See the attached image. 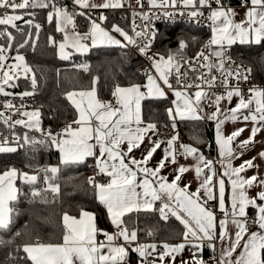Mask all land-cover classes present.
<instances>
[{
    "label": "snow or ice",
    "instance_id": "obj_1",
    "mask_svg": "<svg viewBox=\"0 0 264 264\" xmlns=\"http://www.w3.org/2000/svg\"><path fill=\"white\" fill-rule=\"evenodd\" d=\"M139 3V0H137ZM169 0H163V5H157L156 0H149L151 7L167 5ZM173 6L176 0H171ZM217 7L211 9L207 19L210 21L211 38L205 44V48L210 49L209 54L203 51L198 53L197 61L201 68H208V72L200 73L195 77V81H188V72H181V64L176 55L169 54L167 57L150 56L151 67L154 72H146V83L141 86L133 84L129 87L117 86L112 95L115 104L104 102L97 98L96 89L93 87L89 91L70 92L67 94L78 114L72 122L76 127L69 124L62 130L61 134L52 136L50 133L43 140L29 139L27 134L24 136L25 144H43L50 141L60 152V162L62 164L83 163L86 158H96V167L100 174L109 177L107 183H97L94 179H89L96 189V196L100 204L107 211L111 224L116 231L109 233L98 229L95 223V216L87 211H81L80 217L63 216L64 234L63 242L58 244L41 243L25 244L23 252L26 259L31 264H127L129 248L140 258L139 264H156L159 260L162 264L166 256L175 260V256L181 253L185 247L200 249L204 241H208V246L215 251V241L221 243V254L216 264H264V190L257 193L256 197H249L246 188L259 186L264 189V180L258 176L244 178L241 173L248 168L255 167L253 160H248L238 167L232 166V160L238 159L243 154V150L249 144L255 142L256 135L264 131V89L252 87L246 98L244 93L238 88L229 85V78H240V66L233 73L230 69L225 74V52L228 47L239 41L241 44L264 42V0H242V7L246 19L240 23L235 22L236 11L226 6L223 0H214ZM75 6L80 9L89 8H118L121 7L120 0H104L102 4L93 3L92 0H73ZM212 0H182L184 7L211 8ZM251 7H248V5ZM51 11L47 15V20L51 23L55 20L56 31L63 33V40L59 43V55L62 59H68L72 54L67 49L74 52L86 53L89 46L97 47L100 45H115L127 47L136 45V38L147 37L145 43L139 46L141 54H147L154 32L149 34L146 28L144 32H137L133 29L135 38L129 36L118 26H113L112 31L119 33L126 43L115 39L105 30L101 24L95 20L91 21L88 32L81 34L76 31L74 16L75 11L69 12L66 7L57 6L55 0H0V9L12 10V14L5 11L0 15V25L17 28V21L23 19L22 15L15 14L16 10L32 8H48ZM83 15V12L79 13ZM191 17L203 15L202 12L193 10L188 13ZM148 20L147 14L142 17ZM106 19L101 15L99 20ZM32 25V21H26ZM35 28L39 31L40 25ZM71 29V30H70ZM0 36H6L7 47L0 46V94L9 95L5 92V86H15L12 83L19 77L22 69L25 74L31 69L24 63V57L17 55L14 57L17 63L8 65L5 61L9 58L6 53L11 49L14 37L10 32H0ZM50 39V43L56 42ZM91 41L89 45L86 41ZM24 43L19 47H24ZM183 41L180 42V49L185 47ZM213 57L216 61H213ZM230 59V57L228 58ZM218 61V62H217ZM189 64V71H196L192 66L194 61H186ZM87 70V65H82ZM216 68L225 78L221 84L225 92L215 94L211 98L209 92L204 91L205 87L216 86L217 77L211 74V70ZM250 71V70H249ZM175 77V85L172 77ZM248 75L245 74L244 80L247 81ZM35 77L32 78V86L35 87ZM95 85V80H93ZM141 87L146 91H141ZM197 89L189 92V89ZM171 91L175 97L173 100L174 108L168 109L169 117L175 121L204 119L202 103L210 100V106L214 111L207 115L208 120L216 122V144L218 155L223 169L217 172L214 168V161L205 158L199 153L198 149L189 145L181 144L179 150L174 147L178 136L173 135L167 140V147L164 155L157 162L155 168L148 167L154 153L161 147V141H150V147L146 149V154L141 159L130 156L134 149L141 146L149 131H155L154 124L143 126L141 118V102L147 98H166V91ZM24 96L31 95L29 92L23 93ZM233 97H238V102L234 107L221 108V102L227 100L231 104ZM6 109L13 108L11 103L4 105ZM21 116L27 117L14 121L15 125H22L30 130L41 131L39 127V111L22 112ZM4 113L0 112V117ZM251 122L250 135L247 139L240 141L237 147L241 152L237 153L232 147L234 141L244 131V128L236 129L225 136L222 132V125L226 121ZM7 123V120L4 121ZM10 127L13 125H9ZM173 129L176 125L173 122ZM19 137H13L14 141H19ZM126 145V150L124 146ZM99 149L96 156L95 149ZM16 148L9 146L7 138L3 145H0V153L15 152ZM177 155L185 158L192 157L195 161V175L200 181L199 187L194 192H189V185L179 186L182 175L189 171L187 166L181 165L173 171L176 173L171 182L166 176L160 175L161 170L168 163L176 164ZM259 156L264 159V152ZM255 159V158H253ZM207 169V171H205ZM55 177L58 168L52 167L45 169V181H48L47 173ZM228 177L231 185L230 210L226 208V182L222 177ZM201 177H203L201 179ZM220 177V178H218ZM19 178L25 183L34 184L37 176L27 173H20L15 168H9L0 174V230H6L12 222L13 207L12 202L18 198V189L15 187V180ZM53 192L58 191V187L51 186ZM218 187L219 211L223 213L224 219L217 221L215 212L209 208L208 201L217 199L215 190ZM140 189V191H137ZM33 196L39 195L33 192ZM160 201L158 209L160 218L166 220L170 215L176 217L184 227L183 241L179 244H163V252H158L156 244L139 243L137 230H130L124 221V217L132 212L153 211L154 204ZM256 209L254 218H249L247 209ZM257 226L256 231H249L248 223ZM229 223L234 226V238L229 229ZM153 235L151 231L147 233ZM98 235H102L104 240H98ZM122 241V242H121ZM157 253L156 256H152ZM149 257H152L150 260ZM181 264L189 262L181 261ZM191 264H204V262L194 253Z\"/></svg>",
    "mask_w": 264,
    "mask_h": 264
},
{
    "label": "trees",
    "instance_id": "obj_2",
    "mask_svg": "<svg viewBox=\"0 0 264 264\" xmlns=\"http://www.w3.org/2000/svg\"><path fill=\"white\" fill-rule=\"evenodd\" d=\"M226 6L236 7L242 5V0H223ZM215 4V2H214ZM48 8H26L16 10L23 16L17 21V28L0 25V32H10L14 37L9 53L23 54L25 64L31 69L32 78L36 85L32 86L29 76H19L16 79L13 91L30 90L32 107L40 110L41 119L45 126L58 128L60 125L72 123L76 118V110L67 99L70 92L88 91L93 87L96 95L102 101L109 100L117 86L129 87L133 84L142 85L146 82V69L149 63L142 59L139 50L125 54L123 47L98 46L91 47L85 54H72L63 60L57 55V44L62 40L61 32L56 31V23L47 20L51 11ZM75 10V9H73ZM11 9H0V15ZM71 11V10H70ZM79 12V11H78ZM205 14L206 24L194 26L192 24L159 23L155 27L154 42L150 50L154 55L167 57L169 54L191 60L211 38V29L208 25L209 10ZM124 18H120V14ZM135 12L128 9L108 10L105 26L113 23L120 24L133 36L131 24ZM31 20L29 25L26 21ZM75 25L81 34L86 33L90 21L84 15L74 16ZM39 24L37 32L35 25ZM56 43H50V39ZM24 47H19L24 41ZM185 47L180 49V42ZM6 36H0V46L7 47ZM230 58L243 63L256 86L264 85V42L260 44H233L227 48ZM209 51H211L209 49ZM82 65H87L84 70ZM192 81L194 75L191 74ZM175 84V77L172 78ZM95 80V85H93ZM6 98V97H5ZM170 103L167 98H149L142 101V119L146 124H154L160 131L171 132L183 139V143L199 147L211 156L213 148V120L207 118L200 120L184 119L175 122L168 116ZM12 132L19 137L17 142H9V146L16 148L15 152L0 153V174L9 168H15L20 173L33 174L38 177L34 184L25 183L17 178L15 187L18 189V198L12 202V222L8 229L0 230V264H31L23 252L25 244L41 243L58 244L63 242L64 223L63 216L67 213L72 217H80L81 211H87L95 216L98 229L110 232L112 226L106 216L104 206L100 204L94 193V187L89 184L93 174L92 159L86 158L83 163L62 164L59 151L46 141L43 144H25L24 136L29 139L43 140L46 135L41 131L30 130L21 125L11 126ZM0 134H7V124L0 121ZM56 167L55 177L49 172L47 176L51 184L58 187L53 192L42 186L40 179L46 175L45 169ZM99 180V177H97ZM39 195L33 196V192ZM160 201L153 206V211H140L127 214L123 219L130 230L138 232V237L147 242L173 243L183 238L184 228L181 224L168 217L160 218L158 211ZM151 231L153 235L147 233Z\"/></svg>",
    "mask_w": 264,
    "mask_h": 264
},
{
    "label": "crops",
    "instance_id": "obj_3",
    "mask_svg": "<svg viewBox=\"0 0 264 264\" xmlns=\"http://www.w3.org/2000/svg\"><path fill=\"white\" fill-rule=\"evenodd\" d=\"M17 1L20 2V0H17ZM63 1L69 3L70 5H72V6L76 7V8H78L77 6L74 5L73 0H63ZM142 1H146L148 3V5H150L149 0H139V3L137 2V0H120L121 5H122L121 7H118V8H102V7H98V8L84 9L87 12V14H83V15L88 18L90 23H91V21L95 20L98 24H101V26L105 30H107L109 32V34L111 36H113L115 39L120 40L122 43H126L123 40V37H121L119 35V33L112 31V28H113L114 25L118 26L124 32H126L129 36H131V33L129 31H127L120 24H116V23H113L111 26H105L104 23L99 20V17L101 16V12L102 11H108V10L128 9V10H130V12H136V11H138L140 9ZM92 2L96 3V4H102V3H104V0H92ZM156 2H157V5H163V0H156ZM177 3H182V0H176V4ZM157 7L168 8V7H173V4H172L171 0H169L167 5L157 6ZM216 7H217V5L214 4V0H212L211 8H209V7L200 8L198 4H197L196 8H189V7H187V8L192 10V11L193 10H196V11L209 10V12H210L211 9H215ZM248 7H251L250 3L248 5ZM232 8L236 11V16L234 17L235 22L240 23V22H242L243 20L246 19L245 12H246L247 9L245 7H242V5H240V6H236V7L233 6ZM72 11H75L76 13H80L77 10H71L69 12H72ZM92 13H95V15L92 16L91 15ZM208 25L210 27V21L209 20H208ZM210 29H211V27H210ZM76 31H77V27H76ZM61 34H62V40H63V33H61ZM59 43L57 44V55H58V57L60 59H62L60 57V55H59ZM86 43H88L90 45L91 41L90 40L86 41ZM234 44H239V41H237ZM253 44H255V43H253ZM100 46L111 47V46H115V45H106L105 44V45H100ZM90 48H91V46H89V49ZM66 51H68V52H70L72 54H81V53H78V52H74L72 49H67ZM83 54H85V53H83ZM70 56H69V58H70ZM154 56L158 58L159 56H162V55H158L157 54V55H154ZM212 59H216V58L213 57ZM63 60H66V59H63ZM150 72H154V69H152V67H151V61H150ZM193 81H195V79H193ZM144 84H142L141 86H143ZM256 87L264 89V86H256ZM196 90L197 89L192 88V89H189L188 91L189 92H195ZM141 91H146V89L141 87ZM165 91H166V98L168 99V101L170 103V106H169L168 109L174 108V105H173V100H175L174 95L172 94L171 91H168L167 89H165ZM76 93H78V92H76ZM97 98H98V96H97ZM67 99H68V97H67ZM147 99H149V98H147ZM238 99H239L238 97H233L231 104H229L228 101H227L226 107H234L235 104L238 102ZM68 101L73 106V104L71 103V101L69 99H68ZM109 101L111 103L115 104V98L113 96L109 100H105L104 102H109ZM141 104H142V102H141ZM202 107H203V112H201V116H204L205 118H206L207 115L211 114L214 111V108H212V109L208 108L207 100L203 101ZM77 116H78V114L76 112V118H77ZM168 116H169V114H168ZM141 118H142V111H141ZM178 120H180V119L176 118L175 121H173V120L172 121L175 123ZM142 121H143V119H142ZM146 125L147 124L143 122V126H146ZM72 127L75 128L76 125L72 124ZM251 127H252L251 122H244L243 120H239V121H237L235 123L231 122V121H226L222 125V132H223V134L225 136H227L231 132L235 131L236 129H239V128H244L245 129V131L239 137L236 138V140L234 141V143L232 145V147L236 151V148H237V145L239 144V142L243 141V140H245V139H247L249 137ZM155 130H158V129H155ZM212 132H213V148H212L211 156L206 154L203 149H201L199 147H195V146L190 145V144H186V143H178L176 141L174 147L179 150V146L181 144H184V145H189V146L197 148L199 153L203 154L205 156V158L214 161V168L219 173V172H222L223 169L221 167V163H220V159H219V155H218V146L216 144V139H215V136H216V122L215 121L213 123ZM147 137H151L152 140H159V141L162 142L161 143V147L159 149H157V151L154 153L152 159L150 160V162L148 164V167L155 168L157 166V162L159 160H161V158L164 155V149L167 147V143L166 142H167L168 139L156 137L153 131H149L146 134V138L143 141V143L141 144V146L139 148H137V149H134L133 152L130 154V156H134L136 159L139 160V159L142 158L143 155L146 154V149H148L151 146L150 145V141H149V139ZM122 147H124V149L126 150V145H124ZM95 152H96V156H98L99 155V149L98 148L95 149ZM260 152H264V131H261V132H259L256 135L255 142L252 144V146L247 147L245 149L244 153L242 155H240L238 159L232 160V166L233 167H238L242 163H244L245 161L253 160V163H254L255 167L248 168L245 172L241 173V175L244 178H249V177H252V176L255 175V176H258V178L260 180H264V159H262L259 156ZM59 155H60V152H59ZM90 158L92 159V167L94 168V171L96 172L97 176L99 177V180H98L97 183H106L105 179H109V177L99 173V171H98V169L96 167V158H95V156L94 157H90ZM253 158H255V159H253ZM195 164H196V161L192 157L185 158L182 155H177V163L176 164L168 163L167 166L161 170L160 175L166 176L168 181L171 182L172 179L174 178V176L176 175V173L173 170L178 168L181 165L187 166L190 170L185 172L182 175V178H181V180L178 183H179L180 187H184L185 185H189L190 186L189 189H188L189 192H194L199 187V183H200V181L197 180L196 175H195V171H194ZM205 171H207V169H205ZM202 178L203 177H201V179ZM218 178H220V177H218ZM222 178L226 182V208H228L230 210V207H231V204H230L231 185L228 183V177L224 176ZM261 190H264V189H262L259 186L246 188V194L249 197H256L257 193H259ZM137 191H140V189H137ZM215 192H216L217 199L208 201V205L207 206L209 208H211L215 212L216 217H217V221H219L220 219H224L225 217L223 216V213H221L219 211L218 187L215 190ZM94 193H95V197L97 199L96 189L95 188H94ZM97 201H98V199H97ZM257 202L258 203H264V201H257ZM104 210H105L106 216H107V218H108V220H109V222L111 224V221H110V219L108 217L107 211H106L105 208H104ZM247 215H248V217L251 216V215H256V209L252 208V207H249L247 209ZM168 217H172L173 219H175L176 221H178L180 223V221L178 219H176V217H174V216H172L170 214H169ZM78 218L79 217H77V219ZM111 226H112V230L109 233H114L116 231V229L114 228V226L112 224H111ZM181 226L183 227L182 224H181ZM228 227L231 230V233H232L233 238H234V232H235L234 226H232L229 223ZM256 230H258L257 226L252 228L250 231H256ZM97 239L98 240H104V237L102 235H98ZM182 241H183V238L181 240H179L177 242H173V243L152 242V241L151 242H147V241H142L140 239L138 240V242L142 243V244H153V243L156 244L157 248H158V252H163L162 245L165 244V243L170 244V245H175V244L181 243ZM194 253L204 262V264H216L217 260L220 258V254H221V243H220L219 240L215 241V251L213 250V248L208 246V241H204L203 245H202V247L200 249H196V248H193V247H190V246L189 247H185V249L181 253H179V254H177L175 256V260L174 261L172 260V258L170 256H166L164 261L162 262V264H181V261L189 262V264H191V261H192ZM156 255H157V253H153L152 254L153 257L156 256ZM149 258H152V257H149ZM209 258H212L213 260L210 262L208 260ZM139 260H140V258L138 257V255L135 252H132L131 249L129 248V257H128L127 264H139ZM156 264H161V262L159 260H157Z\"/></svg>",
    "mask_w": 264,
    "mask_h": 264
},
{
    "label": "built area",
    "instance_id": "obj_4",
    "mask_svg": "<svg viewBox=\"0 0 264 264\" xmlns=\"http://www.w3.org/2000/svg\"><path fill=\"white\" fill-rule=\"evenodd\" d=\"M55 3L57 6L66 7L69 11L75 9L79 12H83L84 14H87V12L84 9L76 8L72 5H70L69 3L64 2L63 0H55ZM190 11H192V10L188 9L187 7H184L182 3H177L173 7L162 8V7H151L150 5H148V3L146 1H142L140 9L138 11H136L132 16V19H131L132 28L133 29L135 28V31H137V32H144L145 29L147 28L149 30V34H151L152 32H155V27L159 23H163V24L184 23V24H192L194 26H204L206 24V19H205L206 17L202 11H199V12H202L203 15L197 16V17H191L188 14ZM106 14H107V11L101 12V15H103V16H106ZM145 14H147V16H148L147 21L142 18ZM91 15L94 16L95 13H92ZM119 16L121 19L124 18V15L122 13ZM133 37L135 38L134 31H133ZM146 39H147V37L136 38V45H128L127 47H123L124 48L123 52L125 54H127L129 52H134L136 50H139V46H142L145 43ZM153 42H154V36L151 39V45L153 44ZM202 51L205 54L210 53L209 49H207V48L201 49L200 52H202ZM150 56H153V53L150 50V48H149L147 54H142V59L146 63H149V68L146 69V72H150V60H149ZM229 57H230L229 50L226 49V52H225V74H226L227 70H229V69L233 73H235L237 71V66H240V78H239V80L235 79L234 77L229 78V85L232 88L238 87L244 93L245 97L247 98L249 95V89L252 87H256L255 82H254L253 78L250 76L247 67L243 63L234 61L231 58L228 59ZM196 58H197V55L194 58H192L191 60L184 59L183 56L180 57V59H181L180 60L181 72H188V78H187L188 81L192 80L191 74L194 75V79H195V77L198 76L200 73L208 72V68H201L200 67L201 61H197ZM186 61H194L195 63L192 66L196 69V71H194V72L189 71V64L186 63ZM213 61H216V59H213ZM211 74L215 75L217 77L216 86L211 87V88L205 87L204 91L209 92L211 98L214 99L215 94L225 92V88L221 84V81L225 78V76L222 75L221 72L217 71L216 68H213L211 70ZM245 74L248 75L247 81L244 80ZM195 82L200 83V81H195ZM6 103H11L13 105V108L6 109L4 107V105ZM226 104H227V100L222 101L221 102V108H225ZM207 106L209 109L213 108L212 106H210V100H207ZM29 109H33L34 111L38 110L40 113L39 109L32 107V99L29 97V95L21 97V98H19V97H9V98H4V99L1 98L0 99V112L4 113V116L0 117V121H2L4 118H6L8 121H10L13 117H17V116L19 117L20 113H22L26 110H29ZM39 117H40L39 127L41 129V132L44 133L45 135L50 133L52 136H56L63 129H65L69 124H72L70 122L68 124L66 123V124L60 125L58 128H52L49 126H45L40 115H39ZM175 132L177 135L178 129H175ZM154 134L156 137L165 138V139H169L174 135L171 132L160 131V130H155ZM14 136L17 137L12 132V128L10 126H7V134L6 135L0 134V145H3L5 138H7L9 142H16L13 140ZM177 142L183 143V139L181 137H179ZM252 144H249L247 147L252 146ZM236 151L239 153V152H241V149L239 147H237ZM244 151H245V149L243 150V153H244ZM97 177L98 176H97V174L93 168V174H92L91 178L94 179L95 182H98ZM108 181H109V179H105L106 183ZM254 217H255V215L249 216V218H254ZM254 227H256V225L251 223V221H250L248 223L249 231ZM149 259L151 260L152 258H149ZM208 260L211 262L213 259L209 258Z\"/></svg>",
    "mask_w": 264,
    "mask_h": 264
},
{
    "label": "rangeland",
    "instance_id": "obj_5",
    "mask_svg": "<svg viewBox=\"0 0 264 264\" xmlns=\"http://www.w3.org/2000/svg\"><path fill=\"white\" fill-rule=\"evenodd\" d=\"M17 3H19V1H17ZM9 14H12V11H9L8 12ZM15 14H18V13H15ZM6 55L9 57L6 61H5V63L6 64H8V65H11V64H15V63H17L16 61H15V59H14V57L15 56H17V55H22L23 56V54L22 53H19V52H14V53H9V51L6 53ZM25 63V62H24ZM19 76H29L31 79H32V74H31V72H29V73H27V74H25L24 72H23V70L21 69L20 70V74H19ZM17 79V78H16ZM16 79L12 82V83H14L15 84V82H16ZM5 92H7V93H9V95H4V94H0V99L2 98V99H4L5 97L6 98H9V97H19V98H21V97H24V95H23V93H25V92H29L30 93V90H23V91H13V86H5ZM24 112H34V110L33 109H29V110H26V111H24ZM20 119H24V120H26L27 121V117H23V116H21V115H19V117L17 116V117H13L10 121H8L6 118H4L2 121L4 122L5 120H7V126H9V125H13L14 124V121H16V120H20ZM39 121H40V117H39ZM5 123V122H4ZM22 126V125H21ZM62 133V131L59 133V134H61ZM57 136V135H56ZM55 147V146H54ZM29 175H33V174H29ZM39 179H38V177H37V181H38ZM40 182H41V184H42V186L43 187H45V188H49L50 190H51V187H50V185L51 186H56L55 184H51L50 183V180L48 179V181L46 182L45 181V176H43L41 179H40ZM57 187V186H56ZM52 191V190H51Z\"/></svg>",
    "mask_w": 264,
    "mask_h": 264
}]
</instances>
